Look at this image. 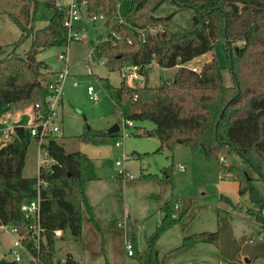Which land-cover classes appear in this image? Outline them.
<instances>
[{
  "label": "trees",
  "instance_id": "16d2710c",
  "mask_svg": "<svg viewBox=\"0 0 264 264\" xmlns=\"http://www.w3.org/2000/svg\"><path fill=\"white\" fill-rule=\"evenodd\" d=\"M40 1L45 4L50 18L43 28L35 29L34 14ZM59 1L27 0L20 9L21 20L9 16L21 32L18 40L4 56L0 47V107L5 106L11 115L31 107L34 123L48 116L51 94L48 87L51 68L37 60V56L46 49L68 44L64 26L66 9L57 5ZM118 1L77 0L84 4L88 17L101 15L108 24L118 18ZM130 2L128 12L114 24L108 38L90 43L92 60H104L111 72L121 71L125 66L143 67L152 61L162 69L174 68L175 72L157 86L148 85L150 72L146 70H141L147 80L142 87H128L123 81L114 87L108 79L99 78L113 103L112 115L117 125L150 121L154 127L144 135L160 142L157 152L163 148L172 152L176 146H184L192 155L201 153L206 163L215 164L218 171L233 177L238 195L248 200L246 215L264 230V195L256 186V182L264 184V0ZM166 2L193 10L194 22L181 30H169L162 20L153 17ZM26 41L29 47L21 56L17 50ZM217 43L222 45L226 56L231 86L225 85L223 67L216 60L202 63L197 67L198 72L186 66L211 51ZM237 43H241L240 46H236ZM14 130L12 139L0 146V224L17 229L23 247L39 264H80L70 254L61 259L56 257L54 231H69L78 239L84 220L100 231L86 196L87 183L98 179L95 166L84 153H66L55 141L54 134L47 135L39 144L48 166L38 167L39 177L47 185L40 194L43 239L37 244L29 229L32 221L20 209L24 201L36 197L33 189L36 177L22 175L27 147L34 137L28 126H15ZM118 136L117 132L106 134L86 129L75 139L80 143L101 145L116 143ZM229 151L235 152L256 177L236 165L221 164L220 158L226 157ZM137 179L171 183L172 166L165 167L161 177L140 174ZM223 199L231 208H236L227 198ZM174 204L175 200H168L162 205V218L154 232L145 238L142 251L137 250L134 233L130 235L131 257L138 264H166L199 244L215 246L220 255L229 260L238 258L246 238L241 239L238 247L234 246L227 215L217 211L216 231L185 236L159 260L158 240L185 214L183 211L173 217ZM259 247L263 252L259 254L264 256V240ZM0 264L17 263L0 259Z\"/></svg>",
  "mask_w": 264,
  "mask_h": 264
},
{
  "label": "rangeland",
  "instance_id": "374dc122",
  "mask_svg": "<svg viewBox=\"0 0 264 264\" xmlns=\"http://www.w3.org/2000/svg\"><path fill=\"white\" fill-rule=\"evenodd\" d=\"M26 2L27 0H0V47H2L4 51L2 56L8 54L12 50L11 44L18 40L21 34L17 25L9 16H14L21 20L20 9ZM130 4V0H119L117 2L118 18L107 26L103 20L97 19L95 22H92L83 11L81 19L73 24V28L75 30L84 29L87 36L86 39L82 41L72 40L67 46L46 49L37 56V60L45 62L52 70H57L63 65V63L57 60V55L68 50L70 76H68L63 85L62 105L59 107L56 120L59 131L54 133L55 141L63 147L66 153L81 152L93 162L98 176L97 181L102 182L104 188L103 193L101 195L99 194V196L103 198L99 204L100 210L105 213L110 212L107 217H114L113 219L118 220L121 219V214V220L127 219L125 215L126 210L128 211L133 223V229L132 231H130L131 229L128 230V234L130 237V235L136 231L134 238L137 250L139 251L145 248V238L154 232L163 213L160 208H151L154 204L158 203L161 194L159 197L156 193H150V190L147 188L138 187L134 184L135 182L145 183V181L137 179L140 174H156L161 177L163 176V169L169 166H172L171 183L167 181L158 182H164L170 186L176 185V194L181 196L200 197L202 191H200L199 188L206 186L208 187V192L199 200H188L191 202L190 206L186 209L181 221L173 228L166 231L169 232V234L166 235V239L169 238L171 243H174L178 234H193V231H198L200 229L202 219H204L205 222H210V215L213 216V225L215 227V211L217 208L220 209L218 211L225 212L228 218L227 211L230 212L231 206L227 201L224 202L220 200V197L216 195V191L212 186L214 183L221 182L225 184L223 194L231 200L232 204L239 199V204H233L236 208L232 210L234 212L233 214H229V222L232 221L237 234L242 231L245 235H253V233H256L255 230H257V227L253 223L255 221L246 215V209L249 207L248 200L246 196L237 195L238 190L235 191L237 183L233 177L223 176V179L219 180L217 178L219 171L215 164L206 163L201 153L192 155L189 149L184 146H176L172 152L165 148L157 152L156 149L159 147L160 142L155 137L144 135L146 131L154 127L150 121L133 122L131 127H124L121 123L117 131L119 136L116 141L120 143L119 147L115 146V142L92 145L80 143L75 139V136L81 134L86 129L101 133L106 132L113 124L117 123L112 115L113 103L102 89L99 78L108 79L112 86L118 87L122 81L120 73L119 71L111 72L105 65L99 64V61L92 60L93 75L87 76L86 58L89 53L90 43H99L107 39L111 34L112 27L119 21V17H123L128 12ZM153 17L162 20L169 30L176 31L184 29L189 24L193 23L196 14L191 9H181L171 2H166L153 13ZM49 18L50 14L45 4L40 1L34 14L35 29L43 28L48 23ZM240 44L241 43H237L236 46H240ZM28 47L29 41H26L19 47L17 52L23 56ZM211 60H216L217 63L223 67L222 73L225 85L231 86L232 80L229 74L226 56L220 43H217L211 51L190 61L186 66L199 67L202 63ZM174 72V68L162 69L158 66H154L148 76V85L157 86L169 80ZM74 81L77 83L76 86H73ZM89 85L94 88L98 100L92 101L87 95V86ZM29 108L30 107H27L20 111L22 113H20L18 120L16 122L10 120V125L14 127L19 124L20 126L30 124L31 115L29 111H27ZM4 113L7 114L6 107L1 106L0 118ZM4 128V125H0V138ZM123 154H126L124 158L122 157ZM133 154L142 156L135 158ZM191 158L193 163L191 162ZM224 158H226V165H236L243 169L248 175L256 177L250 167L235 152L229 151ZM45 159V154L40 151L39 142L35 138H32L26 151L25 166L22 171L23 177H36L38 174L39 161H41V164L45 167L48 166V161ZM116 161H120L127 172L134 177V179L128 177L127 180L131 181L126 185H123L121 179L118 177L119 167L115 165ZM178 165L183 166L185 172H179L177 169ZM256 186L264 195V184L262 182H256ZM235 196H239V198L236 199ZM182 211L183 210H179L178 213L180 214ZM238 216H245L248 222L242 221ZM206 217H208L207 220L205 219ZM110 222L111 221H105L107 226L111 224ZM92 225L95 227L94 224ZM95 229L97 230L96 227ZM97 232H99L101 237H104L101 229L100 231L97 230ZM166 232H164L163 235H165ZM124 234L125 226L121 223L119 226L116 224L115 227H108L106 229L108 250L111 255V260L114 264H138L134 257H127L126 255H124V257L122 254L121 239H123ZM87 235L90 237L89 232ZM163 235L161 237H163ZM231 237L234 246L238 247L241 244V239L235 240L233 236ZM159 240L157 243H159ZM245 240L246 245L244 250L248 254H251V259H255L253 256L256 255L258 256L257 258H264L263 255L259 254L260 252L263 253L259 247L260 243H248L247 238ZM12 242V236L0 229V259L13 261V256L9 250L10 247H12ZM55 243L56 257L58 259L64 258L68 251L72 252L78 261H80L79 251L85 254L84 250H78L79 246L74 241L69 231L64 233V241L58 240L56 242L55 240ZM88 247L90 248L89 244ZM164 247V242H162L160 249ZM123 252H125L124 249ZM20 257L21 260L18 264H28L29 259L24 252L20 251ZM84 257L88 258L86 254ZM239 258L240 254L237 260ZM87 260L85 264H97L98 262L106 264V262H108V257H106L105 252H100L95 258L90 257ZM237 260H235L236 264H239ZM252 261H254L252 264H264V261Z\"/></svg>",
  "mask_w": 264,
  "mask_h": 264
},
{
  "label": "crops",
  "instance_id": "0c3cea01",
  "mask_svg": "<svg viewBox=\"0 0 264 264\" xmlns=\"http://www.w3.org/2000/svg\"><path fill=\"white\" fill-rule=\"evenodd\" d=\"M97 19L103 20V19H100V18H97ZM119 19H120V17H119ZM105 25L107 26L108 24L105 22ZM78 30H80V29H78ZM81 30H84V29L81 28ZM68 64H69V58H68ZM60 69H61V67L58 68L57 70H52L51 69V76H49V79H52V77ZM62 96H63V89H62V94H61L60 100H59L58 105H57L56 110H55V112H56L55 122H56L57 117H58L59 107H60V105H62ZM27 111H29V113L31 115V122H32L33 117H34L33 108L30 107L29 109H27ZM20 113H22V112H18V113L14 114V115H11L9 113H7V114L4 113V115L0 118V125H2V126L4 125L3 124V119L6 120V122L8 124H10V120L13 121V122H16L18 120V118H19ZM6 116H7V118H6ZM16 126H20V124L16 125ZM26 126H29V124L26 125ZM223 159L225 161L224 164L226 165V158H223ZM191 162H192V158H191ZM179 166H181V165H178L177 169H178L179 172H181L179 170ZM181 167H183V166H181ZM183 172H185V169H184ZM130 176L132 177V179H134V177L132 175H130ZM223 176L230 177L231 175L223 174L222 172L219 171L217 178L219 180H222ZM119 179H121V182L123 183V185H126L129 181H131V180H127L128 178L120 177ZM221 183L212 184L213 188L216 191V195L218 197H220L221 201L225 202V200L223 199L225 197L231 202V200L223 194V191L225 190V184H223V183L221 184ZM134 185L138 186V187L147 188L148 190H150V193H156L159 197H160V194H161V198L158 201V203L154 204L153 207H151V208H155V209L161 208L162 205L168 200H172V201L175 200L177 202V204H178V211L179 210L186 211V209L190 206V203H191L190 201L199 200V199L203 198V196H205L207 194V192H208V187L207 186L206 187H200L199 190L202 191L200 197H187V196H181L179 194H176V190H177L176 185L175 186H170L169 184L164 183V182H147V181H145V183L135 182ZM237 190H238V187L236 186L235 191H237ZM103 191H104V188H103L102 182H98L96 180V181H92V182L87 183V186H86L87 201H88L89 206L91 207L93 218H94L95 222L97 223V225L99 226V228L102 230L104 237H101L99 235V232H97V230L95 229V227L91 223L87 222L86 220L83 221L81 236L78 239H75L74 237L73 238H74V241L79 246L78 250H80V249L84 250V252L88 256V258L84 257L85 254L83 252L79 251L80 261H78V260H76L75 255L72 252H70V251L67 252V254H70L72 256V258L75 261H77L78 263H80V264H85V261H88L87 259H89L90 257L91 258H95L98 254H100V252H105L106 257H108V262H106V263L114 264L112 262V260H111V255L109 254V250H108V240H107V236H106V229L108 227H112L113 228V226L115 227L116 224H118V226H119L120 223L123 226H125V234H124L123 239H121L122 240V242H121V250H122L123 256L126 255L125 252H123L124 243L127 240V238L129 237L128 230L131 229L130 231H132V229H133V227H132L133 223H132V221L130 219L131 218L130 214L126 210V215L125 216H126L127 219L121 220L122 219V214H121V219H120L121 221L118 220V219H113L114 217L108 218L107 216H109L110 212L109 213H105L104 211L100 210V207H99L100 201H101V199H103V198H101L99 196V194L101 195L103 193ZM237 195H238V192H237ZM235 198L238 199L239 196H235ZM188 200H190V201H188ZM238 200L236 202H234L233 204H235V205L239 204ZM218 210H220V209L217 208L216 211H215V227L213 225V223H214L213 222V216L210 215V217H209L210 222L209 223L207 221L205 222V220L202 219V225H201L200 229L198 231H193L192 233H198V232H203V231H209V232L216 231L217 230L216 215H217V211ZM232 210H233V208H231L229 210L230 212L227 211L228 218H229V214H233L234 213ZM84 215H85V218H86V213ZM239 218L242 221L248 222L246 220L247 218H245V216L239 217ZM205 219L207 220L208 217H206ZM105 221L106 222L111 221L110 222L111 224L107 226ZM159 222H160V220L158 221V223ZM228 222H229V219H228ZM253 223L257 227V230H255L256 233H253V235H245L242 231H240V229H239L240 233L237 234V232L235 231V226L233 225L232 221H230L229 225H230V229H231V234L234 237V239L238 240L239 238L240 239L247 238V240H248L249 238L252 237V239L248 240V243H250V242L254 243V244L261 243L264 240V233H263L264 230L256 222H253ZM65 232L66 231H64V232L62 231V235L60 237H55L56 242L58 240L64 241V233ZM88 232L90 234V237H88V235H87ZM135 233H136V231H135ZM135 233H134V236H135ZM168 234H169V232H166L165 235H163V237H161V239L159 240V243H157V245H156L159 260H161V258L163 257V255L167 251H169L170 249L178 246L180 244L182 238H184L185 236L190 235V234H187V233L178 234L177 235V239L175 240V242L171 243L169 238L166 239V237H167L166 235H168ZM253 238H255V239H253ZM91 242H92V244H91ZM162 242H164L165 247L163 249H160V245H161ZM88 244H89L90 248L88 247ZM245 245H246V240L241 246L242 249L239 252L240 258L238 260L236 259L238 261L237 263H239V264H252V262H254L252 260L264 261V258L255 257V259H251L250 258L251 254H248L244 250ZM253 258H254V256H253ZM191 259H194V260H191ZM81 262H83V263H81ZM28 264H29V262H28ZM97 264H102V263L98 262ZM166 264H236V261L235 260H229V259L221 256L220 253L218 252L217 248L213 247V245L211 246L210 244H199L196 247L186 251L185 253L180 254L179 256L171 259Z\"/></svg>",
  "mask_w": 264,
  "mask_h": 264
},
{
  "label": "built area",
  "instance_id": "2783aa9c",
  "mask_svg": "<svg viewBox=\"0 0 264 264\" xmlns=\"http://www.w3.org/2000/svg\"><path fill=\"white\" fill-rule=\"evenodd\" d=\"M58 6L66 9V18L64 20V26L67 29V41L68 44L70 41H82L87 38L85 30H75L73 28V24L77 21H79L82 17V12L85 13V6L83 3H78L77 0H60L57 3ZM88 17V16H87ZM92 22H95L97 18L103 19V17L100 15L98 17H88ZM104 20V19H103ZM120 21V20H119ZM154 32V30H152ZM67 44V45H68ZM66 45V46H67ZM91 52L92 50L89 48V53L86 58V75L91 76L93 75L92 72V58H91ZM68 50L65 52L59 53L57 55V60L61 63H63L61 69L52 77V79L48 82V87L51 92L49 98H48V108L49 113L48 116L45 119H42L38 121L37 123H34V117L32 122L29 124L28 127H30V135L34 137L39 144H41L44 141V138L49 134H54L59 131V127L56 125L55 117H56V107L58 105V102L60 100L62 89L64 82L70 76V68L68 65ZM99 64L104 65V60H99ZM154 66H157L154 61L146 64L143 67L139 66H125L119 71L122 81L125 83L128 87H142L145 86L147 83L146 77L143 75L141 70H146L151 72ZM192 69L194 72H198V68L195 66H187ZM77 83L74 81L73 86H76ZM87 95L90 97L92 101L98 100L97 94L94 92V88L92 86H87ZM3 124L5 128L2 130V135L0 138V146L7 144L12 137L15 134L14 127H12L10 124L6 122V120L3 119ZM124 127H131L132 123L127 122L126 124L122 122ZM116 147L120 146L119 142L115 143ZM126 156V154H123V158ZM221 163H225L223 158H220ZM42 165L41 161H39V166ZM115 165L119 167L118 175L122 178H132L128 172L123 167V164L120 161H116ZM38 166V167H39ZM179 170L181 172L184 171L183 167L179 166ZM46 183L43 182L39 174L36 175V183L33 187L35 192V199L31 201H24L20 209L22 213L31 219L32 223L29 227L31 235L34 237L37 244L43 239L42 233L43 230L40 226V194L41 189L46 187ZM174 215L173 217H177L178 215V204L175 201V204L173 206ZM0 229L7 232L8 235L14 236L12 247L10 248V253L13 256V261L15 263H18L21 260L20 257V251L24 252L28 256V262L29 264H39L38 260L35 257L30 256L25 248L22 245L21 237L18 234V231L15 227L7 226L4 224H0ZM62 235L61 230H55L54 236L60 237ZM124 251L126 256L130 257L133 254V246L131 244L130 239L128 238L124 243Z\"/></svg>",
  "mask_w": 264,
  "mask_h": 264
},
{
  "label": "water",
  "instance_id": "95a60500",
  "mask_svg": "<svg viewBox=\"0 0 264 264\" xmlns=\"http://www.w3.org/2000/svg\"><path fill=\"white\" fill-rule=\"evenodd\" d=\"M107 23V22H106ZM108 24V23H107ZM119 130V126L117 125V123L113 124L105 133L106 134H112L115 133Z\"/></svg>",
  "mask_w": 264,
  "mask_h": 264
}]
</instances>
